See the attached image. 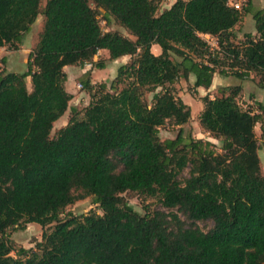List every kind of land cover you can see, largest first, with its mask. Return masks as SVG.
<instances>
[{"label":"trees","instance_id":"1","mask_svg":"<svg viewBox=\"0 0 264 264\" xmlns=\"http://www.w3.org/2000/svg\"><path fill=\"white\" fill-rule=\"evenodd\" d=\"M158 3L0 0V48L20 49L42 17L28 69L0 71V264H264L256 134L264 100L256 113L243 109L241 85L203 97L200 125L219 147L186 139L182 129L175 138L160 136L168 122L191 119L190 105L177 95L181 78L194 74L196 88H210L217 72L242 80L255 74L264 90V7L253 12L256 32L235 42L243 12L228 0H176L159 14ZM100 13L134 38L104 31ZM201 34L216 36L219 49L211 51ZM155 43L160 54L152 51ZM102 49L111 60H130L110 84L84 80L89 104L70 107L66 66L91 62L103 69L106 62L94 60ZM68 110V123L51 136ZM128 191L170 211L141 214L124 197ZM88 196L103 214L61 218ZM201 220L214 226L205 231ZM28 223L55 224L36 248L15 257L8 230Z\"/></svg>","mask_w":264,"mask_h":264},{"label":"rangeland","instance_id":"2","mask_svg":"<svg viewBox=\"0 0 264 264\" xmlns=\"http://www.w3.org/2000/svg\"><path fill=\"white\" fill-rule=\"evenodd\" d=\"M159 1V8H158V14L164 11L165 9L171 7V5L176 1V0H158ZM264 0H261L262 4ZM244 12V11H243ZM100 21H101V26L104 31H117L120 32L124 35H127L131 38H134L128 30H126L124 27H122L119 24L116 23H111L107 24L106 21L102 19V13H100ZM42 27V17H39L36 21V23L33 25L32 30L25 34L23 43L21 44V49L14 54L11 53L10 51H15L14 49H10L9 46H4L6 47V50L0 49V71L4 72V75H7L9 72L8 69L6 68V63L2 62V58L6 56V54H13L9 56V62L7 63L8 67L12 69L13 65L14 69L17 72H25L28 69L27 63H25L26 58L28 60V56L30 51L35 47L37 41H38V33L41 30ZM246 39L245 36L239 38L236 36L235 42H243ZM152 51L155 54H160L162 52V48L158 43L153 44ZM104 53L100 54L98 56L97 60H103L106 62L107 67L105 70H100L98 72L99 75H107L109 78L104 81V78L102 76L97 78V83L99 84L101 82H107L110 84L112 80L117 76L114 77L115 71L117 69V65H119V61H112L109 59V57H105ZM7 58V57H6ZM130 60V57H128ZM96 60V61H97ZM116 60V59H115ZM13 61V62H12ZM93 69H96L95 67ZM71 68L68 69L69 73H71ZM90 74H92V70H90ZM118 74V73H117ZM253 77L248 78L249 83L251 86L254 84L258 85V77L253 74ZM110 77H114L113 79H110ZM85 80L89 79L88 73L84 75ZM194 82L191 77L188 79L181 78L176 82L175 86L177 89V95L180 96L185 103L190 105L191 110H192V116L189 122L182 126H176L171 122H168L165 126L161 127L160 129V136L163 140L168 139V138H175L179 132L180 129L183 130V134L186 139L189 138H195V139H204V140H211L216 144L217 147L220 146L219 140L211 137L209 133L205 132L201 125H200V114L204 108V102H203V97L206 95H210L211 97H215L217 95H220L219 89L218 88H213L212 90H209L207 88L206 90L201 89L198 90L194 86ZM82 84V87H79V85ZM238 84H232L230 86H235ZM29 88H31V83H28ZM242 86V85H241ZM75 92L78 95V100L79 102L77 103L76 107L79 108L80 110H83L87 104H89L91 100L90 93L88 90L84 87V83L81 80H78L75 84ZM260 90L255 88V92H253L250 88H242L241 91L239 92L237 96V100L239 104L242 106L243 109L250 110L254 113L258 112V106L257 102L262 101L261 99L263 98L262 94H260ZM153 96V92H149L147 94V97L149 101H151ZM85 100V102H84ZM70 117V110H69V115H65L63 119L58 121L57 123L54 124V128L52 130L51 136H55L57 131L64 127ZM65 121L67 123L65 124ZM264 124L258 123L256 126V134L259 139V143L261 145V148L259 150V155L261 158V166L262 170L264 172ZM219 149V148H218ZM187 175V171L185 172ZM124 197L126 200L133 205L134 209L138 211L141 214H144L147 211H154L157 209H162L165 211H170L168 208L164 207L157 199L155 198H148L144 197L143 195H139L136 192L133 191H128L124 193ZM175 211V210H174ZM89 213H98V214H103V210L93 202L92 197L88 196L83 199H80L76 201L74 204L68 206L64 212L61 214V218H66L69 216V214H74V215H83V214H89ZM183 219L185 217L183 216ZM55 223L48 225V226H42L38 223H28L25 225L24 229H19V228H12L8 230L9 234V240L11 241L14 251L11 253V255L15 257H19V250L21 248L25 249H34L36 248V245L38 242L43 241V235L45 232H50L53 228ZM197 225L205 230L208 231L214 226V222L212 220H201L197 221Z\"/></svg>","mask_w":264,"mask_h":264},{"label":"crops","instance_id":"3","mask_svg":"<svg viewBox=\"0 0 264 264\" xmlns=\"http://www.w3.org/2000/svg\"><path fill=\"white\" fill-rule=\"evenodd\" d=\"M260 3H261V0H251V8H250V10L248 11V9H247L248 5L245 8L241 21L233 29L234 34L236 36H238L239 38L245 36L247 33H255L256 32V25H255L253 12L256 9H260V8L264 7V2L262 4H260ZM152 48H153V46H152ZM0 49L6 50V47H1ZM20 49L15 50V51H10V52L14 54L15 52L19 51ZM11 53L10 54H6L7 63L9 62V60H8L9 56L13 55ZM102 53H104V55H106L105 57H107V58L110 57L109 51L107 49H102V50L99 51L98 55L95 56L94 60H97L98 56L100 54H102ZM128 57L129 56H123V57H120V58H118L116 60H112V61H119L120 62L119 65H117V69L115 71L114 77L117 75L119 67L121 65L126 64L129 61ZM7 63H6V68L8 69V71L17 72L14 69L15 64L13 65L12 69H10L8 67ZM25 63H27V58H26ZM106 67H107V64H106ZM106 67L103 68V69H98V68L95 67L96 69H93L94 68L93 65L89 66L87 64H84V65L75 64V65L66 66V68H65V71L67 73L66 88L73 95V98H72V100L70 102V107H76L77 103L79 102L78 95L76 94L77 92H75V84H76V82L78 80L84 81L85 80L84 75H86L87 73H88V75L90 77V80H91L92 84L97 83V78L100 77V76H102V78L106 77L104 79V81H106L109 78V76H107V75H99L98 76V72L100 70H105ZM69 68L72 69L71 73H69V71H68ZM90 70H92V74H90L91 73V72H89ZM114 77H112V78L110 77V79H113ZM190 77L192 78L193 81L196 80V76L194 74H191ZM232 84L242 85V88L248 87L253 92H255V88H257L258 90L261 91L260 94L263 95L262 96L263 98L261 100L262 101L264 100V90L259 85L254 84L253 86H251V84L249 83L248 79L242 80V79H239V78H237L236 76H234L232 74L224 75V74H221L220 72H217L214 75L213 83H212L211 87L209 88V90H212L213 88L220 89L221 87L230 86ZM197 89L198 90H201V89L206 90L207 88H205L203 86H200ZM84 102H85V100H84ZM65 115H69V110L66 112V114H64V116H62L55 123H57L58 121L63 119L65 117ZM66 123H67V121H65V124Z\"/></svg>","mask_w":264,"mask_h":264},{"label":"built area","instance_id":"4","mask_svg":"<svg viewBox=\"0 0 264 264\" xmlns=\"http://www.w3.org/2000/svg\"><path fill=\"white\" fill-rule=\"evenodd\" d=\"M249 0H228V4L233 8L243 12L247 7ZM203 40L207 43V46L211 51H215L219 49V41L218 38L211 34H201ZM85 64L92 66L91 62H86ZM83 85L80 84L79 87Z\"/></svg>","mask_w":264,"mask_h":264}]
</instances>
